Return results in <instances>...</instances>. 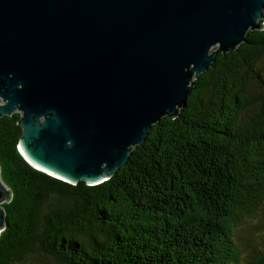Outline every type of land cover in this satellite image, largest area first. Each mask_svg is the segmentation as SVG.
<instances>
[{
    "label": "trees",
    "instance_id": "obj_1",
    "mask_svg": "<svg viewBox=\"0 0 264 264\" xmlns=\"http://www.w3.org/2000/svg\"><path fill=\"white\" fill-rule=\"evenodd\" d=\"M175 117L111 178L72 184L31 165L21 113L0 117V264H264L238 232L264 212V28L219 52ZM254 86L256 93L252 91Z\"/></svg>",
    "mask_w": 264,
    "mask_h": 264
},
{
    "label": "water",
    "instance_id": "obj_2",
    "mask_svg": "<svg viewBox=\"0 0 264 264\" xmlns=\"http://www.w3.org/2000/svg\"><path fill=\"white\" fill-rule=\"evenodd\" d=\"M262 28L264 0H0V117L21 113L34 167L101 183ZM11 198L0 176V233Z\"/></svg>",
    "mask_w": 264,
    "mask_h": 264
},
{
    "label": "rangeland",
    "instance_id": "obj_3",
    "mask_svg": "<svg viewBox=\"0 0 264 264\" xmlns=\"http://www.w3.org/2000/svg\"><path fill=\"white\" fill-rule=\"evenodd\" d=\"M252 91L256 93L254 86ZM238 233L237 240L244 258H248L254 250L264 249V212L257 218L246 217Z\"/></svg>",
    "mask_w": 264,
    "mask_h": 264
}]
</instances>
